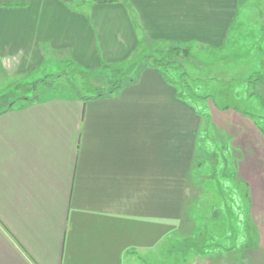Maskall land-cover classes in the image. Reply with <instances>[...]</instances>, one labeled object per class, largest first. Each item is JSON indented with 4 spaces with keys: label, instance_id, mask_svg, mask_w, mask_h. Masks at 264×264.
<instances>
[{
    "label": "crops",
    "instance_id": "crops-1",
    "mask_svg": "<svg viewBox=\"0 0 264 264\" xmlns=\"http://www.w3.org/2000/svg\"><path fill=\"white\" fill-rule=\"evenodd\" d=\"M238 2L0 0V264H168L174 251L178 264H229L171 246L201 231L191 211L216 153L208 124L262 216L261 250L237 261L264 263V138L242 112L200 111L152 64L107 95L5 105L55 62L92 72L144 47L223 50Z\"/></svg>",
    "mask_w": 264,
    "mask_h": 264
},
{
    "label": "rangeland",
    "instance_id": "rangeland-1",
    "mask_svg": "<svg viewBox=\"0 0 264 264\" xmlns=\"http://www.w3.org/2000/svg\"><path fill=\"white\" fill-rule=\"evenodd\" d=\"M238 1L237 16L229 34L227 46H224L223 50L212 52L188 48L186 56L176 57L172 62V65L176 66L172 69V75L180 79L179 73L181 71L186 73L187 77H185L190 89L185 90L184 93L200 111L212 112V108H215L222 112H242L264 138V102L261 99H264V83H262L264 80V0ZM159 47L167 48V46ZM155 50L153 46L144 47L123 62L124 65L131 63L135 65L129 75H134L144 65H150V57H158ZM72 69L73 67H64L56 62L48 65L47 70L43 69L31 75L26 81L25 91L15 92L14 96L6 100L5 105L19 99L22 95L33 97L35 92L42 97L78 92L82 95L93 93L94 91L82 86L84 79L90 80V84L98 87L105 84L101 70L80 74ZM249 76L252 77L251 81L247 80ZM256 91H262L260 92L262 95ZM208 115L206 117H209ZM206 121L211 122L209 118H206ZM211 126L208 124L202 130L208 138V149H214L216 153L213 155L212 151L207 155V166L201 170L202 173H206V179H201L202 191L198 192L196 207L191 211L201 231L189 246V239L171 246L175 249H189L191 260L198 257L196 254L198 252L208 254L209 257L220 252L225 255L224 257H229L226 261L227 263L230 261L229 264H245V261H237V258L247 256L246 250L253 249L255 253L261 250L260 228L255 220L262 216L252 213L251 187L246 181L235 180V171L233 172L235 166H231L235 164L234 157L232 156L231 161L230 156L226 155V151L228 149L231 151V148L228 145L227 149L221 146L224 143L219 137L214 140ZM219 130L226 136V132L221 127ZM216 155L219 158L217 163L214 161ZM261 205H264V202ZM260 208L261 211L262 206ZM165 248L167 246L164 245L163 249ZM178 258H180L179 253L174 251L167 258L168 264L180 263L172 262Z\"/></svg>",
    "mask_w": 264,
    "mask_h": 264
},
{
    "label": "trees",
    "instance_id": "trees-1",
    "mask_svg": "<svg viewBox=\"0 0 264 264\" xmlns=\"http://www.w3.org/2000/svg\"><path fill=\"white\" fill-rule=\"evenodd\" d=\"M187 51H188V48H179L178 46L170 45V46H167V48L156 49L155 52L158 54V57L157 56L150 57L151 64L159 68L168 81H172L173 79L175 83L179 85L180 92L183 91V89L184 91L185 90L187 91L190 89L189 84L186 80L187 75L184 71H181L179 73V75L181 76L180 79H177L174 75H172L173 74L172 69L176 67L172 65V62L174 61L176 57L186 56L185 53ZM134 68H135V65L133 63L129 65H124V64H104L102 65L100 70L104 74V79H105L104 86L98 87L95 84H90V80L87 81L84 79V82L82 81V86L94 92L83 94L84 96H81V97L82 98L97 97L101 95H107V94L112 93L113 91H116L123 84L133 80L134 75L133 74L129 75V74L130 72L134 70ZM72 70L80 74L89 73V71L83 70L81 68H76V67H73ZM247 80L251 81L252 77L249 76ZM262 83H264V80L262 81ZM256 92L262 95V93H260L262 91L260 92L256 91ZM263 95H264V92H263ZM261 99L264 102V99L263 98ZM186 239H189V243H191V241H193L195 238H186ZM186 239H184V241Z\"/></svg>",
    "mask_w": 264,
    "mask_h": 264
}]
</instances>
